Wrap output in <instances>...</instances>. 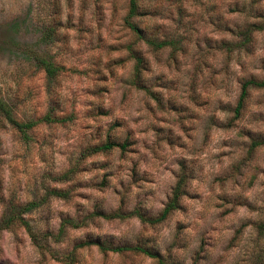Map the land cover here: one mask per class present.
Returning a JSON list of instances; mask_svg holds the SVG:
<instances>
[{
  "label": "clouds",
  "instance_id": "obj_1",
  "mask_svg": "<svg viewBox=\"0 0 264 264\" xmlns=\"http://www.w3.org/2000/svg\"><path fill=\"white\" fill-rule=\"evenodd\" d=\"M161 261L264 264V0H0V264Z\"/></svg>",
  "mask_w": 264,
  "mask_h": 264
},
{
  "label": "trees",
  "instance_id": "obj_2",
  "mask_svg": "<svg viewBox=\"0 0 264 264\" xmlns=\"http://www.w3.org/2000/svg\"><path fill=\"white\" fill-rule=\"evenodd\" d=\"M241 105H242V102H241ZM238 110V109H237ZM103 148H109V147H111V145H109V144H105V145H103L102 146ZM162 264V263H161Z\"/></svg>",
  "mask_w": 264,
  "mask_h": 264
},
{
  "label": "rangeland",
  "instance_id": "obj_3",
  "mask_svg": "<svg viewBox=\"0 0 264 264\" xmlns=\"http://www.w3.org/2000/svg\"><path fill=\"white\" fill-rule=\"evenodd\" d=\"M242 106V105H241ZM239 114V109L237 110V115ZM110 148V147H109ZM107 149V148H104ZM63 195H67V194H63ZM161 263L163 264V261H161Z\"/></svg>",
  "mask_w": 264,
  "mask_h": 264
}]
</instances>
